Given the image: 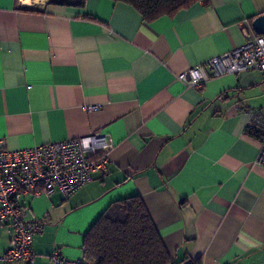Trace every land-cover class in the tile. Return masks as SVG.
Wrapping results in <instances>:
<instances>
[{
    "label": "crops",
    "instance_id": "obj_1",
    "mask_svg": "<svg viewBox=\"0 0 264 264\" xmlns=\"http://www.w3.org/2000/svg\"><path fill=\"white\" fill-rule=\"evenodd\" d=\"M59 1L0 0V139L16 150L99 131L108 170L68 198L21 197L44 223L34 264L55 249L81 259L95 220L131 195L178 264H264V167L248 132L264 112V72L176 78L241 45L264 0H198L151 21L120 0Z\"/></svg>",
    "mask_w": 264,
    "mask_h": 264
},
{
    "label": "built area",
    "instance_id": "obj_2",
    "mask_svg": "<svg viewBox=\"0 0 264 264\" xmlns=\"http://www.w3.org/2000/svg\"><path fill=\"white\" fill-rule=\"evenodd\" d=\"M242 31L245 41L241 45L188 67L177 74V80L186 86H200L209 72L212 76L238 75L247 69L264 72V33L249 32L245 27ZM251 115L259 140L256 161L264 167V112L256 110ZM109 147L106 135L99 131L16 150L6 148L0 139V225L7 226L9 243L0 253L1 262L34 264L33 238L42 232L44 223L27 217L21 197L58 190L68 198L91 179L92 173L107 172ZM48 258L50 264H81V259H69L59 249Z\"/></svg>",
    "mask_w": 264,
    "mask_h": 264
},
{
    "label": "trees",
    "instance_id": "obj_3",
    "mask_svg": "<svg viewBox=\"0 0 264 264\" xmlns=\"http://www.w3.org/2000/svg\"><path fill=\"white\" fill-rule=\"evenodd\" d=\"M133 6L145 21L172 15L198 0H120ZM70 3L71 0H60ZM82 2V0H80ZM253 136L257 132L249 128ZM202 264L200 257H185ZM167 250L139 195L112 201L86 232L81 264H178Z\"/></svg>",
    "mask_w": 264,
    "mask_h": 264
},
{
    "label": "water",
    "instance_id": "obj_4",
    "mask_svg": "<svg viewBox=\"0 0 264 264\" xmlns=\"http://www.w3.org/2000/svg\"><path fill=\"white\" fill-rule=\"evenodd\" d=\"M251 26H252L253 31L256 34H263L264 33V14H261L255 17L251 22Z\"/></svg>",
    "mask_w": 264,
    "mask_h": 264
}]
</instances>
